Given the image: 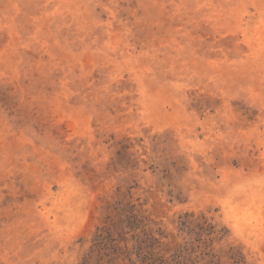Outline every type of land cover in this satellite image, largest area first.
<instances>
[{"label":"rangeland","instance_id":"374dc122","mask_svg":"<svg viewBox=\"0 0 264 264\" xmlns=\"http://www.w3.org/2000/svg\"><path fill=\"white\" fill-rule=\"evenodd\" d=\"M0 264H264V0H0Z\"/></svg>","mask_w":264,"mask_h":264}]
</instances>
